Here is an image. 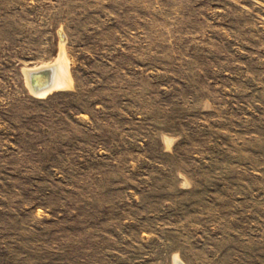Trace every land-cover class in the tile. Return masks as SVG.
Returning a JSON list of instances; mask_svg holds the SVG:
<instances>
[{
  "label": "rangeland",
  "instance_id": "obj_1",
  "mask_svg": "<svg viewBox=\"0 0 264 264\" xmlns=\"http://www.w3.org/2000/svg\"><path fill=\"white\" fill-rule=\"evenodd\" d=\"M176 260L264 264V0H0V264Z\"/></svg>",
  "mask_w": 264,
  "mask_h": 264
},
{
  "label": "bare ground",
  "instance_id": "obj_2",
  "mask_svg": "<svg viewBox=\"0 0 264 264\" xmlns=\"http://www.w3.org/2000/svg\"><path fill=\"white\" fill-rule=\"evenodd\" d=\"M59 57L61 58L62 56H59ZM59 57L52 64H47V65L45 64L38 68L25 71L27 85L30 91L35 96H38V97L44 96L54 90L63 89L69 86L68 69H66L67 66L65 67L64 65L65 63L63 64L61 61L62 59L64 61V58L60 59ZM46 69L52 70L51 84L45 89H42L40 91H34V89L37 90L45 86L49 82L50 75L49 74L47 75V73L45 72ZM42 70H44V72H40L39 74H34L31 78L29 77V74L31 72H37V71H42ZM177 263L178 261L176 260L175 264Z\"/></svg>",
  "mask_w": 264,
  "mask_h": 264
},
{
  "label": "water",
  "instance_id": "obj_3",
  "mask_svg": "<svg viewBox=\"0 0 264 264\" xmlns=\"http://www.w3.org/2000/svg\"><path fill=\"white\" fill-rule=\"evenodd\" d=\"M62 35H63L62 32H59V37L62 36ZM40 72H44V70H42V71H37V72H31V73L29 74V77L31 78L34 74H39ZM45 72L47 73V75H48V74L50 75V80H49V82H48L45 86H43V87H41V88H39V89H37V90L34 89V91H40V90H42V89H45V88H47V87L51 84V80H52V70H50V69H46Z\"/></svg>",
  "mask_w": 264,
  "mask_h": 264
}]
</instances>
